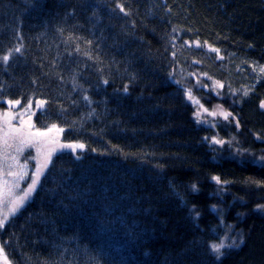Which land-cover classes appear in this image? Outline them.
Masks as SVG:
<instances>
[{
  "label": "trees",
  "instance_id": "16d2710c",
  "mask_svg": "<svg viewBox=\"0 0 264 264\" xmlns=\"http://www.w3.org/2000/svg\"><path fill=\"white\" fill-rule=\"evenodd\" d=\"M262 69L264 0H0V109L84 146L0 230L11 264H264Z\"/></svg>",
  "mask_w": 264,
  "mask_h": 264
},
{
  "label": "rangeland",
  "instance_id": "374dc122",
  "mask_svg": "<svg viewBox=\"0 0 264 264\" xmlns=\"http://www.w3.org/2000/svg\"><path fill=\"white\" fill-rule=\"evenodd\" d=\"M183 75L182 69H179V72L174 76L175 81L183 83L185 80L189 79L188 76L183 77ZM197 83L201 86L210 85L209 82H205L204 80H199ZM212 85L215 88H219L220 86V84L214 82H212ZM38 103L39 102H37V104ZM26 107L27 106L20 103L18 106L8 105L5 109H0V220L7 217V221H9L13 215L32 199L55 154L63 149H72L64 147L65 144L61 141L60 131L58 129L53 128L51 131L37 130L33 125V116L36 113L34 105L32 104V108L27 112L24 111ZM9 111L12 115L17 117V119L11 120V128L21 129L16 139L12 138L11 130L6 129L3 122V113ZM225 114H229V112L225 109L215 108L208 117H205L207 113L205 110L201 109L196 119L198 123L203 120L208 126H214L212 122L215 123V119L217 118L225 119ZM21 119L25 121L23 127L21 126ZM29 125H31V127H29ZM5 131L10 132L7 146L4 142ZM37 132H44L46 135L39 136L36 135ZM21 136L27 141L26 143L21 142L19 138ZM224 142L225 140H223V143ZM33 181H35V185L32 190L29 191V187L33 185ZM25 193H27V196H25ZM14 204L17 205V210L13 214L12 208ZM228 246L230 245H225L224 248ZM9 264H11L10 260Z\"/></svg>",
  "mask_w": 264,
  "mask_h": 264
},
{
  "label": "snow or ice",
  "instance_id": "6c2138e0",
  "mask_svg": "<svg viewBox=\"0 0 264 264\" xmlns=\"http://www.w3.org/2000/svg\"><path fill=\"white\" fill-rule=\"evenodd\" d=\"M121 7V11H123V7ZM215 51V49H213ZM15 52H20V48L17 47L15 48ZM12 53L9 52L7 55H3L2 57V60L4 63H7L11 57ZM262 71H264V69H262ZM105 83H107V81H105ZM221 87H223V85H220ZM189 99H191V94L189 93ZM6 103L9 105V106H18L20 105L21 101L19 99H16V100H7ZM45 102L44 101H40L38 104H37V109L41 108L42 105L44 104ZM262 108H264V103H262L260 105ZM32 108V104L31 103H28L27 104V107L26 109L24 110L25 112H27L29 109ZM205 111H207L205 109ZM34 114V113H33ZM214 114V113H213ZM30 118V117H29ZM224 118L227 119L228 118V114H225L224 115ZM17 119L16 116L12 115L11 112H5L3 113V122H4V125H5V128L6 129H10L11 130V133H12V138L13 139H16L17 136H19L20 132H21V129L20 128H16V129H12L11 128V120H15ZM21 126L23 127L25 121H23V119H21ZM29 127H31V125H29ZM49 131H51V129H49ZM60 131H63V129H60ZM9 135H10V132L9 131H5L4 133V136H5V145L7 146L8 145V138H9ZM36 135H39V136H45L46 133L44 132H37ZM21 139V142H24L26 143L27 141L24 140V138L21 136L19 137ZM214 143H223V141H220V140H214L213 141ZM64 147H69V148H83L84 146L83 145H64ZM261 159H264V157H262ZM35 185V181H33V185L29 187V191L32 190V188L34 187ZM25 196H27V193H25ZM17 210V205L14 204L13 208H12V212L13 214L15 213V211ZM7 222V217H5L3 220H0V230H2L4 227H5V223ZM211 250L217 254V256L221 255L222 252H221V249H223L225 247V245L221 242L219 244H212L211 246ZM0 264H9V260H8V257L5 253V247L3 244H0Z\"/></svg>",
  "mask_w": 264,
  "mask_h": 264
}]
</instances>
